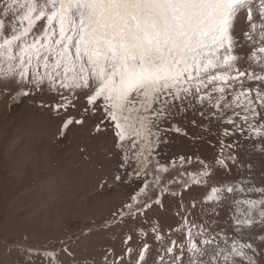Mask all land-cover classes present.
I'll return each mask as SVG.
<instances>
[{
	"label": "snow or ice",
	"instance_id": "1",
	"mask_svg": "<svg viewBox=\"0 0 264 264\" xmlns=\"http://www.w3.org/2000/svg\"><path fill=\"white\" fill-rule=\"evenodd\" d=\"M0 96L46 111L60 141L89 124L113 137V181L135 187L104 220L129 227L102 264H264V0H0ZM177 140L215 155L169 156ZM166 200L179 222L164 228L148 214ZM229 201L244 207L222 225ZM72 240L59 251L80 264Z\"/></svg>",
	"mask_w": 264,
	"mask_h": 264
},
{
	"label": "rangeland",
	"instance_id": "2",
	"mask_svg": "<svg viewBox=\"0 0 264 264\" xmlns=\"http://www.w3.org/2000/svg\"><path fill=\"white\" fill-rule=\"evenodd\" d=\"M243 28V21H238V36ZM9 104L0 96V264H28L23 248L29 245L55 248L59 259L69 264L57 243L68 237L73 238L71 246L80 264H102L109 247L119 253L120 237L129 226L105 230L104 220L127 199L135 185H117L113 181L119 158L111 134L92 136L89 124L73 129L60 141L56 138V123L31 100L11 104L10 108ZM247 150L251 151L250 144ZM165 151L169 156L198 155L209 161L215 155L205 141L177 140ZM261 166L264 161L257 162L258 173ZM240 175L235 170L231 175L219 172L215 179L232 180ZM101 184L103 190L99 188ZM205 191L197 189L192 195L199 197ZM235 198L240 199L241 194L236 193ZM165 204L164 211L153 209L148 217L153 222L160 218L162 227L167 228L179 221L173 216L176 203L166 200ZM233 207L244 206L229 201L220 212L222 225ZM23 235L28 236L27 245L20 239ZM32 264H46L42 252L32 259Z\"/></svg>",
	"mask_w": 264,
	"mask_h": 264
}]
</instances>
